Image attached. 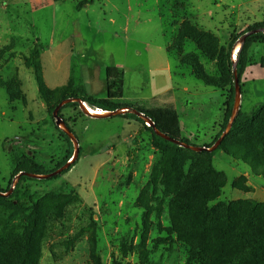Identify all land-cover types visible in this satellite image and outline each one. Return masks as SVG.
Wrapping results in <instances>:
<instances>
[{
  "label": "rangeland",
  "instance_id": "374dc122",
  "mask_svg": "<svg viewBox=\"0 0 264 264\" xmlns=\"http://www.w3.org/2000/svg\"><path fill=\"white\" fill-rule=\"evenodd\" d=\"M88 1L0 0V264H252L264 236V40L244 55L237 104L262 109L224 151L173 149L129 115L211 147L234 88L223 63L264 23V0ZM69 88L129 113L62 106L78 158L23 180L14 198L15 156L36 175L72 160L49 112Z\"/></svg>",
  "mask_w": 264,
  "mask_h": 264
},
{
  "label": "trees",
  "instance_id": "16d2710c",
  "mask_svg": "<svg viewBox=\"0 0 264 264\" xmlns=\"http://www.w3.org/2000/svg\"><path fill=\"white\" fill-rule=\"evenodd\" d=\"M91 1L92 0H89L88 3L91 2ZM258 29H264V23L257 24L254 27L247 29V31L244 34H246L249 31L258 30ZM258 40H260V41L264 40V32H260V33H257V34H254V35H251V36L247 37L245 39L243 45L237 51L236 57H235V60L234 61L231 60L230 56H228L226 58V60L224 61L223 64H224V67H225L226 71L231 75V77H233V69H234V65H235L238 80L240 79V77L242 75V72L244 70V67H245V58H244V55H245L247 49L249 48V46L253 42L258 41ZM261 65L264 66V59L261 60ZM194 74H195V76L198 79L205 81V78L204 77H201L200 74L197 71H194ZM35 77L37 78V75H35ZM38 85H39V92L41 93L42 90H41V87H40L41 85L39 84V81H38ZM6 90H7V88H6ZM71 98H78L82 102L88 104L90 107L96 108V109H100V110L105 111V112H112V111L116 110V108L113 107V106H111L110 104L103 103V102H99V101L93 99L92 97L88 96L86 94V91H85L84 88H81L79 90H72L71 88H69V90H67L66 92H64L63 97H62L61 100H66V99H71ZM234 102H235V91H234V88L232 87L231 88V93H230L229 99L226 102V107H225V120H224L223 129L226 128V126H227V124H228V122H229V120H230V118L232 116L233 109H234ZM57 105L58 104H56L55 106L49 108V112L52 111V110H54ZM72 105H75V104L73 103ZM261 109H262V106L261 107H258L256 110H254L252 112L251 115L242 114L240 111H238V113H237V115H236V117L234 119L233 125L231 127L230 133L239 132L245 126H247L250 123H252L254 121V119H256L258 117V115L260 114ZM136 111L139 112V113H141L145 117L149 118L154 123V125L156 126L154 120L147 113H145L143 111H140V110H136ZM127 113H129V112H127ZM125 115H127V114H125ZM59 116H60V114H59ZM129 116L132 117V118H134V119H137L138 121H140L142 123H144V120L142 118H139L136 115L130 114ZM156 128H158V127L156 126ZM148 129L151 130L152 128L149 127ZM65 138L67 140H69L66 135H65ZM155 138L161 144L167 145V146H169V147H171L173 149H178L179 148V146H177L175 144H172L170 142H167V141L163 140L162 138H160V137H158L156 135H155ZM180 141H183V140H180ZM225 141H226V137L223 139V141L220 144V146L211 154L212 156L216 152L224 151L223 144H224ZM183 142H186V141H183ZM201 153H205V152H201ZM14 163H15V167H14L13 173L11 175V179H15L16 176L19 173H30V174H34V171L32 169L35 167V163L33 162V160H31V159H29V158H27L25 156H21V157L15 156L14 157ZM66 163H67V160H65L63 162V165H65ZM73 163H75V161H73ZM71 165H73V164H71ZM64 173H66V172H63L62 174H64ZM26 179H29V178L26 177V176H21L18 179V181L16 183V186H15V189H14V191L12 193V196L14 198H17V199L19 198V194H20L19 186H20L21 182L23 180H26ZM227 221H228V223H230L229 219H227ZM251 261H252V264H264V236L261 237L258 240L257 244L253 248V250L251 252Z\"/></svg>",
  "mask_w": 264,
  "mask_h": 264
},
{
  "label": "water",
  "instance_id": "95a60500",
  "mask_svg": "<svg viewBox=\"0 0 264 264\" xmlns=\"http://www.w3.org/2000/svg\"><path fill=\"white\" fill-rule=\"evenodd\" d=\"M260 32H264V29H258V30H252L247 32L246 34H244L242 36V38L240 39V46L238 49H236L237 51L240 49V47L243 45L245 39L251 35L260 33ZM233 73H234V88H235V102H234V109H233V113L232 116L224 130V132L221 134V136L216 140V142L209 148H205V147H198V146H193L190 144H187L186 142L174 139L170 136H168L167 134L161 132L158 128H156V126L154 125V123L147 117H145L144 115H142L141 113L137 112V111H133V114H135L136 116H138L139 118H142L144 121L149 122V127L152 128L154 134L160 138H162L163 140L170 142L172 144H175L181 148H184L186 150L192 151V152H196V153H201V152H205V153H212L214 152L222 143L223 139L227 136V134L230 132L231 127L233 125L234 119L238 113V109H237V104H238V97H239V80L237 77V72H236V67L234 65V69H233ZM67 103H78L80 105V108L82 109V111L87 115V116H91V117H95L97 119H102L105 117H112V116H116L120 113H125L128 112V110L122 111V110H116L113 112H110L109 114H105V115H94L91 114L88 109L86 108V103L82 102L80 99L78 98H71V99H66L64 101H62L61 103H59L56 108L53 111V118L55 119V125L56 127H61L62 125L64 126L63 130L64 133L66 134V136H68L73 144H74V154L72 156V160L69 163H66L64 166H62L61 168H59L58 170L51 172L49 174H45V175H36V174H30V173H19L15 180L16 183L18 181V179L21 176H26L29 178H33V179H37V180H47L50 178H53L57 175L62 174V172L73 163V161H75L78 158L79 155V143L78 140L76 138V136L73 134V132H71V130L68 128V126L65 124L64 120L59 116V111L60 108L62 106H64ZM12 190V189H11ZM10 194V192L8 193ZM7 194V195H8ZM0 195H2L0 193Z\"/></svg>",
  "mask_w": 264,
  "mask_h": 264
},
{
  "label": "bare ground",
  "instance_id": "6f19581e",
  "mask_svg": "<svg viewBox=\"0 0 264 264\" xmlns=\"http://www.w3.org/2000/svg\"><path fill=\"white\" fill-rule=\"evenodd\" d=\"M86 108L88 109V111H89L91 114H94V115H100V114H102L101 112H96V111L92 110V109L89 108L88 106H86Z\"/></svg>",
  "mask_w": 264,
  "mask_h": 264
},
{
  "label": "crops",
  "instance_id": "0c3cea01",
  "mask_svg": "<svg viewBox=\"0 0 264 264\" xmlns=\"http://www.w3.org/2000/svg\"><path fill=\"white\" fill-rule=\"evenodd\" d=\"M53 41V40H52ZM4 115V113H2Z\"/></svg>",
  "mask_w": 264,
  "mask_h": 264
}]
</instances>
